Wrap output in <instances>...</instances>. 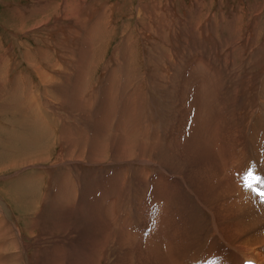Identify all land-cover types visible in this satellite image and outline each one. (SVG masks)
Masks as SVG:
<instances>
[{"label":"rangeland","instance_id":"obj_1","mask_svg":"<svg viewBox=\"0 0 264 264\" xmlns=\"http://www.w3.org/2000/svg\"><path fill=\"white\" fill-rule=\"evenodd\" d=\"M60 1L61 0H0V57L4 61L5 58H8L9 64L13 67L12 69L8 67L10 72L6 77V82H4L5 79L0 81V98L3 96V92H1L2 83H7L6 87L9 88L17 79H20V81L25 79V81H22L23 88L35 86L42 92L43 89L36 79L35 72L31 70L35 68L32 65L38 67L42 66V62L35 48L37 45H42L51 40V37L47 36L50 30L49 27L52 26L51 23L42 25L37 28L38 31H34L32 28L35 23L32 22L28 24L29 26L23 30V32L18 33L15 28L20 25H18L17 19H13L12 12L15 10H26L40 3L45 4L50 2L49 5L55 6ZM150 1L151 0H92L87 4V9L92 12L96 9L101 11L103 9L106 10L104 16L106 19H104V21L107 23V26L102 27V30L104 29L103 42H105L103 44L106 46L103 44L99 45V47H103L102 51L104 54L101 55L100 53L98 61H96L98 57L92 59L93 61L89 67L90 77L86 89V95L88 96L91 92L94 93V95L98 94L96 103L92 111L86 109L79 111V115H73L72 111H69V107L66 105L65 108L69 112L63 111L62 106L58 105L60 104L59 101L52 95L48 94V98L42 97V101L47 105L48 111L42 110L41 112H44L43 117H45L46 121L50 122V125L55 127L56 132L55 139L53 136L51 139L44 141L45 144H43L41 149L45 154H50V161H44L43 163H45V165L40 167H36V163H23L13 168L10 167L8 170L5 168V171L0 167V214L3 220V225L0 228L2 234L0 244H4L6 241L12 244L13 237L18 236L17 246L12 245L9 250L3 252L0 256L1 259L6 257L7 261L9 260V264H38L41 260H44V258L46 259L47 256L51 257L46 259L45 264H50V260L52 259L58 261L60 264H69L70 262V264L74 262V264H145L143 250L141 248H145L146 240H151L150 244L156 242L153 246L155 250H158L160 253V264H163L162 259H168L167 252H169V255L179 264H186L187 262H189L187 264H190L191 261V264H196L195 259L199 254L198 252L202 249L201 245L206 241L210 242L211 249H216L218 250V254L222 253L225 256V251H222L224 247L223 237L225 234L217 224L216 212L214 208H212L213 206L207 201L213 191L209 193L207 186L204 185H206V182L214 184L217 181L212 177L209 171L210 167L212 170L217 169L221 174V176L219 175L220 179H225V174L220 170V162L223 160L228 161L227 158L231 159L232 157L234 159V161L231 159L229 162L233 166L230 176L235 183L240 182L238 185L242 188H244L242 185L243 174L249 168L250 159L258 156L264 166V147H261V145H264V113L258 117L254 124L253 132L250 138L248 137L251 121L254 118L252 113L254 111L253 114L255 115L256 106L260 100L258 94H261L260 97L263 98L264 102V72L258 76L259 72L256 66L252 67V65H250L251 62L257 58V55L253 52L249 59H246L248 56L243 55L245 44H242L244 39L249 38L247 29L251 21L254 22L253 18L255 15H253L254 11L252 6L255 3H261L264 7V0H203V2L201 0H157L164 6L169 7L172 5V8L168 10L170 14L168 13L165 15L161 9H157L158 12L156 11L160 17L165 15L161 19L165 23L164 28H161L157 24H151L149 18L141 21L142 23L139 22V6L142 3L150 4ZM176 4L178 5L176 6ZM159 10H161L162 13H159ZM184 11L186 13H184ZM47 14L50 13L47 11L46 15ZM223 14L225 15V21H223ZM229 15L235 16L230 19ZM217 17H219L220 20ZM259 17L260 21L263 22L264 8L263 14L261 13ZM208 18H210L213 23H217L216 28L218 31H215L217 35L215 40L218 41V38L229 41L234 38L230 43H234L233 45L235 48L237 47L238 50L241 51L239 54L234 51V61L231 60L233 56L230 59L232 62L230 70L233 72H230V70L226 68L228 65L227 61H219L218 59H220V57L213 51L215 49H222L220 44L215 45L210 43H214L215 40L210 41L209 44L206 43L203 38V33H201L202 31H199L208 23ZM180 19H184L182 24L179 25L180 30L184 29V31L187 32L193 30V32H191L193 35L192 41H188V46L186 45V51L188 52H186V57L183 58V62L181 60L178 61L177 54L175 51H172L174 42L179 41L181 45L184 44L181 42L184 39L183 34L174 24L175 20L178 21ZM37 24L38 23H36V25ZM231 24L234 29L231 28ZM92 27L93 23L88 22L84 26H81L79 35H67L76 37L75 41L69 39L66 42H62L61 39L55 38V42L65 45L68 48V52L65 53L64 58H57V55L51 53L50 62L52 64L50 63L51 66L48 64V69L52 70L54 67V70H56V63L64 72H69L72 59L79 57L78 54L73 53L74 48L77 46L79 40L86 36L87 30L93 31ZM221 28H226L223 34L219 32ZM146 29H150V31L148 32ZM141 30H143L144 33L151 34V40L157 44L153 46L160 49L159 53L161 54H158L154 47L152 48L151 45L146 43ZM230 30H234L232 35L229 32ZM107 31L110 32L112 36L106 33ZM163 35L167 40L165 42L160 40V37ZM260 37L259 35L255 37L257 39L255 40V46H253L254 50L264 45V43H262L263 36L262 38ZM126 38L131 44H128L126 47L121 46L122 40ZM198 38L201 39L199 40ZM252 40L253 37L251 36L250 41ZM133 42L135 44H133ZM146 45L150 47L148 48ZM127 47L130 49L129 52L126 50ZM249 49L250 48L247 47L245 51L249 53ZM24 51L29 54L31 62L29 60V62H27L24 59ZM148 51H151L155 57L160 59L161 63L163 62L162 64L165 68L169 69L166 70L165 80H159L161 79L160 77H162V65H157L153 60L151 62L149 60L150 53ZM197 52L200 53L196 55ZM121 53H127V63L121 60ZM188 54L192 55V57L196 55L199 64H202L204 56H206V63L208 65L212 63L215 66V74L211 77H207V70L200 65L199 70L201 69L202 71L200 70V72H198L199 74H193L191 80L187 79L190 65L187 63L189 62ZM3 55H5V58ZM96 55H98V51ZM260 59L264 63V48ZM117 62H119V64ZM120 62H122V65H120ZM181 62L182 64H180ZM115 63L118 64V67ZM175 63H178L176 64L178 66H173ZM193 64L195 65V63ZM108 66H112L113 68L116 67V72L113 73V84L111 85L112 87L115 85V87H113L115 95L113 98L109 97V102L112 98V102L115 103L113 104L114 109H112L110 113H104L106 114L105 117H108L105 119L106 121H100V117L97 118L94 114H98L102 106L105 105L107 97H103V92H107L111 87V82H109L111 79V70L109 71ZM106 67H108L107 70H105ZM29 69L31 70L29 71ZM231 73H233V75H230ZM57 74L64 77V84L66 78V76H63L64 73L58 71ZM77 74V70L75 69L74 75L71 78V84L74 88H77ZM103 79H105V81ZM35 92L41 94L39 91ZM22 95L24 98L26 97L25 89ZM43 95L44 94H42V96ZM70 95L71 94H69L68 98L73 100V96L71 95V99ZM75 99L74 97V100ZM73 101L70 102L71 105L74 104ZM3 103L4 98L0 100V104ZM109 108H111V106L109 107L108 104L106 109L108 110ZM68 113L72 116L70 117ZM88 113H93L90 118L91 121L85 117ZM50 116L55 117V121L58 122V125ZM73 116H76V118L70 120ZM100 123H103V125H100ZM0 124L5 127L9 126L7 127L8 129L11 128V124L1 117ZM59 126L60 131L58 132ZM119 131L121 132L119 133ZM130 131L132 135H130ZM211 133L213 135H211ZM68 134L71 136L70 138H66ZM111 134H118L120 138L125 135H128V137L130 136L136 143L134 152L139 155L142 154L144 159L136 158L118 162L116 157L117 154H121V147L117 146L118 142H116ZM61 135L64 139L62 140L64 144L63 150L59 149L61 147ZM76 138H81V141L84 143L75 145L74 139ZM99 139L101 141H99ZM14 140L16 146V139ZM87 140L92 143L97 141L100 144H106L102 153L106 155L107 163H96L92 160V157L95 155V146L94 144H86L85 142ZM49 142H51V144ZM76 144L78 143L76 142ZM152 144L155 145L153 146ZM217 144L218 147H216ZM82 145L86 147L84 146L85 148L83 147L84 149H81L80 146ZM68 146L72 147L73 150H69ZM150 147L153 149H149ZM144 148L146 149L143 150ZM161 148L166 152L164 153ZM36 151V148H33L30 152L33 155ZM170 151H173V153ZM66 152L68 156H66ZM161 153H163L164 156L166 154V156L163 157L164 159ZM167 154H169L168 157ZM78 155L83 161L77 162L74 160L75 156L78 157ZM170 155L172 156V160H168V158H171ZM178 155L182 159H180ZM166 157L167 162L164 161ZM1 158L2 154L0 155V166L5 164V162L1 161L3 160ZM158 159L163 160L158 162ZM164 163L168 166H164ZM173 163H175V166ZM181 163L186 165V167L184 166V171H187L186 174L179 172L180 167L178 166ZM6 165L10 164L6 162ZM53 165L54 167H52ZM148 166L151 168L148 169ZM171 167L173 169L176 167V171ZM188 171L192 172L189 174ZM203 171L205 173H203ZM154 172L157 173L154 174ZM38 173L43 175L42 181L37 183V185L40 186V194L41 196L45 195V199H48L45 203L44 199L43 201L39 200L40 204L38 202L39 206H36L38 209L25 210L21 205H13L9 202L10 200L2 195V191L6 192L7 188L8 191L12 192L21 191L18 185V187L16 186L14 189H9L11 186L10 183L15 181L25 184L27 183L26 181H32ZM63 175H67L69 180L74 181L76 184L75 212L78 213L75 220L79 222L77 221V223L75 221L77 224H74V227L77 231H74V233L72 224L67 222V232L70 233L69 237H56L59 236L60 233L63 234L62 228L67 218L66 215H68V211L71 212L68 210V206L66 207V205L59 200V197L55 196L57 190V184H55V182ZM207 177L209 180L211 179V181L207 180ZM150 182L154 185H151ZM221 183H223V180H221ZM43 184L45 185L42 187ZM81 184H83V186ZM196 184H198V189L194 186ZM24 186H27V184ZM150 186L152 187L151 200L147 202L145 192ZM53 188L55 192L52 194L51 191ZM48 190L51 197L47 192ZM52 196H54V198ZM194 197H196V199ZM157 198L159 199L155 200ZM20 199L24 202H29L30 206H34L28 198L20 197ZM212 201H214V199H212ZM42 204L46 206L43 205L42 208ZM62 204L67 210L65 208H59ZM149 204L151 206L155 204L156 209H152V211L155 212L154 218H152V230L150 229L151 231H149L147 237L144 239L142 235L146 226V220L144 219L146 216L144 214L147 209H150ZM258 208V205L252 204V209L253 211L255 210L257 214ZM80 210L81 212L79 213ZM60 212H62V214ZM42 214L43 217H41ZM101 217L104 218L102 219ZM47 219H49V221ZM213 219L216 220V226H213ZM98 220L100 222H98ZM215 227L216 229H214ZM153 229L155 230L153 231ZM39 236L40 239L38 238ZM77 244L80 247L79 250L81 255L77 256V253L76 256L72 258L65 257L61 254V251L55 250L56 248L65 247L73 254ZM26 245H30V247L24 248ZM51 250L53 251L51 252ZM160 250H164L162 251L163 253ZM210 251L212 253L214 252V250ZM83 252H85V254ZM92 252L94 253L93 258H91L90 255ZM14 254L20 255L21 259L19 262L15 259ZM97 256L98 258H96ZM151 256V259H153L154 255ZM134 259L138 260L135 262ZM185 260L187 262H184ZM225 261H227V258H225ZM149 264L152 263L149 262Z\"/></svg>","mask_w":264,"mask_h":264},{"label":"bare ground","instance_id":"obj_2","mask_svg":"<svg viewBox=\"0 0 264 264\" xmlns=\"http://www.w3.org/2000/svg\"><path fill=\"white\" fill-rule=\"evenodd\" d=\"M92 1V0H61L59 3H57L55 6H51L49 5L50 2L48 3H40L35 7H31L28 8L26 10H15L12 12L13 15V19H17V23L20 26H17L15 29L18 31V33L23 32V30H25L29 25V23H35L34 27L32 29H34V31H38L37 28L41 27L42 25H46L48 23H51V27L50 30L47 33L48 37H51L50 41H47L46 43L42 44V45H37L36 49V53L39 55L40 60L42 62V66L38 67L36 65H32L34 66V70L29 69V71H33L35 72V76L36 79L38 80V82L41 85V88L43 89L42 92L38 87L35 86H28L23 88L22 86V81H25V79H23L22 81H20V79H17V81L9 88L6 87V84H4V82H6V77L8 76L10 70L8 69V67L10 69H12V65L9 64V59L5 58V61L2 60V58L0 57V81L3 79H5V81L2 83V89L1 92H3V96L0 98V100L2 98H4V103L0 104V117L3 118L4 120L8 121L11 124V128H7L9 126H2L0 124V155L2 154V158L3 162H5V164L1 165V169L4 170L6 168V170L10 169V167H16L18 165H21L23 163H36V167H40V166H44L45 163H43L44 161L49 162V155L44 152L41 151L42 146L44 143V141L51 139L54 136L55 139V127L53 125H50V122L45 120V117H43V113L41 112L42 110L44 111H48V107L45 103H43L42 101V97L44 98H48V94L52 95L54 98L57 99V101H59L63 111L69 112L72 111L73 115L80 113L79 111L82 110H90L92 111L95 103H96V97L97 95H94V93H89L90 95H86V89H87V85L89 82V67L91 62L93 61L92 59H95V57H98L96 61H98L99 57H100V53L101 55L104 54L102 49L103 47H99V45H102L103 43V30L102 27L107 26V23H105L104 19H106L105 13L106 10H93L90 11L89 9H87V4ZM169 1V0H168ZM171 1V0H170ZM203 2V0H201ZM150 4H144L142 3L139 6V12H138V18H139V22L143 21L144 19H148L149 18V22L151 24H157L159 25L161 28L165 27V23L162 19V17H164L166 14H168V10L169 8H172V5L167 7L164 6L162 3L158 2L157 0H151ZM167 2V1H166ZM94 3V2H93ZM170 3V2H168ZM52 4V3H51ZM55 4V3H54ZM165 4V3H164ZM47 5V6H46ZM94 5V4H93ZM166 5V4H165ZM178 4H176L177 6ZM174 6V5H173ZM208 6V5H207ZM97 7V6H96ZM175 7V6H174ZM185 7V6H184ZM109 8V7H108ZM113 8V7H112ZM138 8V7H137ZM253 8V15L254 18V22L251 21L249 28L247 29L248 34H249V38L248 39H244L242 41V44L244 45V50H243V55H247L248 57H244L246 59H249V57L251 56V54L254 52L257 55V58L253 60V62H251L250 65H252V67H255L258 69V76H260L264 71V63L262 62V60L260 59L262 52H263V48L264 45L259 49H255V40L257 38H255L256 36H261L260 38H262V43H264V21L261 22L260 21V17L259 15L262 13L263 14V5L261 3H255L252 6ZM19 9V8H18ZM157 9H161L162 12L165 14L164 16L160 17L157 14ZM178 9V8H177ZM161 10H159V13H162ZM224 10V9H223ZM47 11L50 14H47ZM157 11V12H156ZM177 11V10H176ZM187 11V10H186ZM221 11V10H220ZM52 12V14H51ZM180 12V11H179ZM188 12V11H187ZM184 13H186L184 11ZM170 14V13H169ZM222 14V12H221ZM229 14V13H228ZM227 14V15H228ZM107 15V14H106ZM178 15V14H177ZM182 15V13H181ZM235 16V15H234ZM234 16H230L229 18L232 19ZM239 16V15H238ZM177 17V16H176ZM179 17V16H178ZM185 17V15H184ZM263 17V16H262ZM192 18V17H191ZM219 19V17H217ZM51 20V21H50ZM208 23H206V25H204V27L202 28V30H199L201 33H203V38L204 41H206V43L209 44L210 41L215 40V38L217 37L215 31H218V29L216 28L217 23H213L212 20L210 18L207 19ZM206 20V21H207ZM220 20V19H219ZM179 21V22H178ZM178 21H174V24L178 27L179 31L183 34L184 39L181 41L184 44L181 45L180 42L178 40V42H174V44L172 45L173 50L175 51V53L177 54V58L178 61L181 60L183 62V58L186 57V45L188 44V41L191 42L192 41V34L191 32H193V30L191 32H187L184 31V29L180 30L179 25L182 24V21H184V19H180ZM193 21V20H192ZM223 21H225V15L223 14ZM44 22V23H43ZM91 22L93 23V31L92 30H87L86 31V36L82 37L77 46L74 48L73 53L78 54L79 57L72 59L71 64L69 66V72H64L62 68H60L56 63V67L57 69L54 70V67L52 70L48 69V64L51 66V53H54V55H57V58H64L65 57V53L68 52V48L60 43L55 42V38L61 39L62 42H66L69 39H72V41L76 40V37H72V36H67V35H79V31L81 30V26H84L86 23ZM191 22V21H190ZM189 22V25H190ZM36 23H38L36 25ZM142 23V22H141ZM229 24V23H228ZM193 25V24H191ZM201 26V25H200ZM14 27V26H13ZM145 27V26H144ZM192 27V26H191ZM196 27V25H195ZM197 28V27H196ZM195 28V29H196ZM231 28H233V25L231 24ZM226 29V28H225ZM223 28L220 29V34L224 33ZM148 32L150 31V29H146ZM197 30V29H196ZM228 30V29H227ZM138 31V30H137ZM142 34L144 35L145 41L146 43H148V45H151L152 48L154 47L153 45H157L155 42H153L151 40V34L149 33H144L143 30ZM178 31V32H179ZM226 31V30H225ZM234 30H230L229 32L231 33V35L233 34ZM25 32V31H24ZM28 32V31H27ZM199 32V33H200ZM228 32V33H229ZM262 32V34H261ZM109 33L110 36L111 33L110 32H106ZM172 33V32H171ZM170 33V34H171ZM200 33V34H201ZM226 33V32H225ZM107 35V34H104ZM202 35V34H201ZM108 36V35H107ZM180 36V35H179ZM253 37V40L250 41V37ZM105 38V37H104ZM182 38V37H181ZM202 38V37H201ZM200 38V39H201ZM221 38V37H220ZM27 39V38H25ZM170 39V38H169ZM179 39V38H178ZM199 39V38H198ZM199 39V40H200ZM234 39V38H233ZM231 39V40H233ZM106 40V39H105ZM160 40L165 42L167 41L166 38L163 36L160 37ZM181 40V39H180ZM218 41L215 40L214 43L210 42L211 44H220L222 49L219 50H213L216 55L218 57H220V59H218L219 61H227V69L230 70V65H231V61L230 59L233 56V59H231L232 61H234V53L237 52L238 54L241 52L240 50H238V48L230 43L231 40L226 41L224 39H218ZM236 40V39H235ZM234 40V41H235ZM81 41V42H80ZM236 43V42H235ZM108 44V43H107ZM130 45L131 42L126 38L124 40H122V43L120 44L121 46L126 47L127 45ZM133 44H135L133 42ZM238 44V43H236ZM105 45V44H103ZM146 45V46H148ZM106 46V45H105ZM132 46V45H131ZM165 46V45H164ZM188 46V45H187ZM194 46V45H193ZM196 46V45H195ZM208 46V45H207ZM219 46V48H220ZM82 47V48H81ZM134 47V46H133ZM133 47H131L132 49H134ZM150 46H148L149 48ZM203 47V45H202ZM214 47V46H213ZM249 49V53H247V51H245L246 49ZM105 48V47H104ZM121 48V47H120ZM159 48V47H158ZM218 48V47H217ZM155 51L158 52V54L160 52V49L155 48ZM8 50V49H7ZM12 50V49H11ZM127 52L130 51V49L127 47L126 48ZM153 50V49H152ZM189 50V49H188ZM199 50V49H198ZM211 50V49H210ZM98 51V55H96ZM132 51V50H131ZM235 51V52H234ZM4 52V51H3ZM7 52V51H6ZM115 52V51H114ZM149 52V51H148ZM9 53V52H8ZM7 53V54H8ZM119 53V52H118ZM150 57L149 60L152 62L155 61V63L157 65H162L161 67V79H159L160 81L165 80V73L166 70H169L168 68L166 69L165 66L160 62V59L158 57H155L154 54H152V52L150 51ZM200 53L197 52L196 55ZM246 53V54H245ZM261 54V55H260ZM2 55V54H1ZM115 55V54H114ZM168 55V54H167ZM189 55V70H188V74H187V79L191 80L192 75L193 74H199L198 72H200L199 67L201 64L198 63V59L196 57V55H194L192 57V55ZM254 55V54H253ZM260 55V57L258 58V56ZM24 59L27 62H31V58L29 56V54L24 51ZM113 57V56H112ZM128 55L127 53H121V60L122 61H126L125 63L128 62L127 59ZM166 57V56H165ZM239 57V56H238ZM242 57V56H241ZM261 61H260V60ZM263 59V58H262ZM29 60V61H28ZM101 60V59H100ZM245 60V59H244ZM101 62V61H100ZM150 62V63H151ZM182 62L180 64H182ZM244 62V61H243ZM248 62V61H247ZM51 63V64H50ZM119 64V62H117ZM115 63V64H117ZM122 65V62H120ZM172 63V62H171ZM195 63V65L193 64ZM215 63V62H214ZM221 63V62H220ZM117 64V67H118ZM124 64V63H123ZM178 63L173 64L176 65ZM179 64V65H180ZM224 64V63H223ZM129 65V64H128ZM155 65V64H154ZM194 65V66H193ZM97 66V65H96ZM127 66V64H126ZM178 66V65H176ZM109 67V66H108ZM105 70H107V68ZM203 67V66H202ZM215 67V66H214ZM251 67V68H252ZM126 68V67H125ZM156 68V67H155ZM159 68V67H158ZM172 68V67H171ZM170 68V69H171ZM175 68V67H174ZM218 68V67H216ZM250 68V67H249ZM75 69L77 70V88H74L71 84V78L74 75ZM109 71L111 70V79L109 82H111L110 86L113 84V73L116 72V67L113 68L112 66H110ZM104 70V72H105ZM217 70V69H216ZM60 71L62 73H64L63 76H66L65 78V83L63 84L64 81V77L60 76V74H57V72ZM172 71V70H171ZM202 71V70H201ZM226 71V69H225ZM230 72H233L232 70H230ZM109 73V72H108ZM203 73V72H202ZM235 73V72H234ZM29 74V73H28ZM170 74V73H169ZM206 74V73H205ZM255 74V75H257ZM264 74V73H263ZM108 75V74H107ZM204 75V74H202ZM227 75V74H226ZM230 75H233V73H231ZM254 75V76H255ZM177 77V76H176ZM182 77V76H181ZM196 77V76H194ZM202 77V76H201ZM234 77V76H233ZM232 77V78H233ZM236 77V76H235ZM252 77V76H251ZM21 78V77H20ZM27 78V77H25ZM31 78V77H29ZM28 78V79H29ZM174 78V77H173ZM199 78V77H198ZM207 78V77H206ZM218 78V77H217ZM254 78V77H253ZM109 79V78H108ZM210 79V78H209ZM221 79V78H220ZM243 79V78H242ZM31 80V79H30ZM29 80V81H30ZM61 80V82H60ZM105 81V79H103ZM202 80V79H201ZM206 80V79H205ZM224 80V79H223ZM244 80V79H243ZM13 81V80H12ZM28 81V82H29ZM127 81V80H126ZM185 81V80H184ZM188 81V80H187ZM199 81V80H198ZM27 82V83H28ZM34 82V81H32ZM115 82V80H114ZM207 82V81H206ZM254 82V79H253ZM102 83V82H101ZM106 83V82H105ZM188 83V82H187ZM221 83V82H220ZM244 83V82H243ZM255 83V82H254ZM253 83V84H254ZM4 84V86H3ZM245 84V83H244ZM249 84V83H248ZM1 85V84H0ZM34 85V83H33ZM108 85V84H107ZM106 85V86H107ZM203 85V84H201ZM200 85V86H201ZM208 85V84H206ZM223 85V84H222ZM221 85V86H222ZM192 86V85H191ZM198 86V85H197ZM205 86V85H204ZM250 86V85H249ZM115 87V85L113 86ZM113 87H110V90H108L107 92H103V97H107L105 100V105L102 106L100 112L98 114H94L98 117H100V121H106L105 119H107L108 117H105L106 114L110 111H112L113 108V103L112 102V98L115 95V90H113ZM202 87V86H201ZM209 87V86H208ZM106 88V87H104ZM215 88V86H214ZM255 88V87H254ZM25 89V94L26 97L24 98L22 93L23 90ZM98 89V88H97ZM201 89V88H200ZM213 89V88H212ZM246 89V88H245ZM248 89V88H247ZM250 89V88H249ZM253 89V87H252ZM256 89V88H255ZM99 90V89H98ZM202 90V89H201ZM210 90V89H209ZM218 90V89H217ZM254 90V89H253ZM35 91H39L41 94H37ZM95 91V90H94ZM118 91V90H117ZM252 91V90H251ZM100 93V92H97ZM118 93V92H117ZM42 94H44L42 96ZM69 94H71L73 96V100L74 97L76 98L74 101L70 100ZM101 94V93H100ZM127 94V93H126ZM70 95V97H71ZM129 95V94H128ZM217 95V94H216ZM109 97H112L110 102H109ZM126 97V96H125ZM128 98V96H127ZM126 98V99H127ZM136 98V97H135ZM72 99V97H71ZM33 100V102H32ZM55 100V99H54ZM114 100V99H113ZM74 102L73 105L70 104V102ZM103 101V100H102ZM126 101V100H125ZM58 103V102H57ZM202 103V102H201ZM111 106V108H109L108 110L106 109V107ZM208 104V103H207ZM43 105V106H42ZM64 105V106H63ZM69 107V111L65 108L66 106ZM101 105V104H100ZM246 106V105H245ZM44 108V109H43ZM58 110V109H57ZM135 110V108H134ZM130 112V111H129ZM95 113V112H94ZM112 113V112H111ZM134 113V112H133ZM205 113V111H204ZM93 113H88L85 115L86 119H89L92 117ZM123 114H127V113H123ZM66 115V114H65ZM68 115H70L68 113ZM76 115V116H77ZM129 115V114H128ZM72 115H70L71 117ZM76 116H73L72 119L70 120H74L76 118ZM112 116V115H111ZM51 117V116H50ZM68 117V116H66ZM139 117V116H138ZM133 118V117H132ZM52 120H54V122L58 125V122L55 121V117H51ZM69 119V118H68ZM202 120V119H201ZM91 121V120H90ZM155 121V120H154ZM214 121V120H213ZM94 122V121H93ZM140 122V121H139ZM53 124V123H52ZM91 124V123H90ZM94 125V124H93ZM98 125V124H97ZM100 125H103V123H100ZM134 125V123H133ZM213 125V124H212ZM215 125V124H214ZM124 126V124H123ZM167 128V127H166ZM160 130V129H159ZM164 130V129H163ZM231 130V129H230ZM97 131V130H96ZM128 131V130H127ZM206 131V130H205ZM204 131V132H205ZM227 131V130H226ZM108 132V131H107ZM114 132V131H112ZM121 131H119L120 133ZM207 132V131H206ZM210 132V131H209ZM63 133V132H62ZM96 133V132H95ZM115 133V132H114ZM145 133V132H144ZM174 133V132H173ZM202 133V132H201ZM97 134V133H96ZM109 134V133H108ZM140 134V133H139ZM142 134V133H141ZM63 135V134H62ZM60 136V141H61V147L59 149L63 150V143L62 140L63 136ZM113 135L114 139L116 140V142H118L117 146L121 147L120 150V155L117 154V160L119 161H123V160H131V159H144V156L141 154H136V152H134V146H135V142L133 139H131V137L129 138L128 135H125L124 137H118V134H111ZM109 135V136H111ZM130 135H132L131 131H130ZM211 135H213L211 133ZM210 135V136H211ZM236 135V134H235ZM100 136V135H99ZM71 136L68 134V136L66 138H70ZM170 137V136H169ZM97 138V136H96ZM204 138V137H203ZM209 138V137H208ZM238 138V137H237ZM16 139V146H15V140ZM114 140V141H115ZM205 140V139H204ZM99 141H101L99 139ZM104 141V140H103ZM237 141V140H236ZM53 142V141H52ZM76 142L78 144H76ZM155 142V141H154ZM210 142V141H209ZM51 144V142H49ZM48 143V144H49ZM84 143L83 141H81V138H76L74 139V144L75 145H80ZM86 144H94V152L95 155L92 157V160L96 163H107L106 159V155H104V153H102V150L105 149V145L104 144H100L97 141H95L94 143H92L91 141L87 140L85 142ZM103 143V142H102ZM213 143V142H212ZM53 144V143H52ZM69 144V143H68ZM114 144V143H113ZM159 144V143H158ZM216 144V143H214ZM219 144V143H218ZM218 144L216 147H218ZM259 144V143H258ZM47 145V144H46ZM54 145V144H53ZM74 145V147H75ZM110 145V144H109ZM153 145V144H152ZM155 145V144H154ZM153 145V146H154ZM211 145V144H210ZM261 145V143H260ZM73 146V145H72ZM85 145L80 146V148L82 149ZM115 146V145H114ZM139 146V145H138ZM222 146V145H221ZM220 146V148H221ZM65 147V146H64ZM69 147V146H68ZM86 147V146H85ZM84 147V148H85ZM144 147V146H143ZM148 147V146H147ZM234 147V146H233ZM261 147H264V145H261ZM33 148H36V152L32 155L31 154V150ZM72 147H69V150H73L70 149ZM83 148V149H84ZM152 147H150L149 149H151ZM156 148V147H155ZM212 148V147H211ZM79 149V148H78ZM80 149V150H81ZM120 149V148H118ZM137 149V148H136ZM146 148H144L143 150H145ZM148 149V150H149ZM153 149V148H152ZM151 149V150H152ZM159 149V148H158ZM163 150V148H161ZM166 149V148H164ZM169 149V148H168ZM170 149L172 150V148L170 147ZM51 150V149H50ZM224 150V149H223ZM66 151V150H65ZM64 151V152H65ZM84 151V150H82ZM109 151V150H108ZM159 151V150H157ZM164 153L166 152L165 150H163ZM222 151V149H221ZM259 151V150H258ZM68 152V151H67ZM66 152V154H67ZM79 152V151H78ZM143 152V151H142ZM171 152V151H170ZM218 152V151H217ZM84 153V152H83ZM169 153V152H168ZM173 153V151L171 152ZM170 153V154H171ZM175 153V152H174ZM163 153H161L162 155ZM71 155V154H70ZM83 155V154H82ZM85 155V154H84ZM156 155V154H155ZM159 155V153H158ZM169 154H167L168 157ZM182 155V154H180ZM68 156V154L66 155ZM157 156V155H156ZM166 156V154H165ZM164 154L162 156L165 157ZM175 156V154H174ZM219 156V155H218ZM153 157V156H152ZM158 157V156H157ZM167 157L164 161L167 162ZM171 158H168V160H172V156L170 155ZM179 157V155H178ZM183 157V156H182ZM220 157V156H219ZM230 157V156H229ZM58 158V157H57ZM81 157H76L74 158V160H76L77 162H81L83 161L82 159H80ZM148 158V157H147ZM154 158V157H153ZM180 159H182L181 157H179ZM72 159V157H71ZM164 159V158H163ZM161 159V160H163ZM177 159V158H176ZM179 159V160H180ZM221 159V158H219ZM228 161H222L220 162L221 168L220 170L223 171V173L225 174L224 178L225 179H220L219 175L221 176V174L217 171V169H210L209 171L212 175V177L217 180L214 184L211 182H206L204 179V181L206 182L209 193H211L210 198L207 200L214 208L215 212H216V220H217V224L219 226V228L224 232L225 236L223 237V243L224 246H226L227 242L228 244L232 247L233 251L231 252H225V256H224V260L225 258H227V263L228 264H242V261L244 259H248V258H257L258 261H261L264 263V199L262 198V196L253 193V191L251 189H246L245 187L242 188L240 187L238 184L240 183H235V181L231 178V174H232V165L229 163L230 160L232 159L234 161V159L231 157V159L227 158ZM56 160V159H55ZM61 160V158H60ZM64 160V159H62ZM116 160V159H115ZM159 160V159H158ZM161 160H159L158 162H160ZM175 160V159H174ZM178 160V159H177ZM57 161V160H56ZM134 161V160H133ZM176 161V160H175ZM6 162L9 163L10 165H6ZM169 162V161H168ZM177 162V161H176ZM206 162V161H205ZM232 162V161H231ZM58 163V162H57ZM163 163V162H161ZM186 163V162H185ZM193 163V162H192ZM60 164V163H59ZM175 166V163H173ZM183 163H181L178 167H180L179 172L180 173H184L186 174L187 171H184L186 165H182ZM212 164V163H211ZM57 165V164H55ZM168 166L167 164L164 163V166ZM170 165V164H169ZM177 165V164H176ZM191 165V163H190ZM213 165V164H212ZM185 166V167H184ZM214 166V165H213ZM28 167V166H27ZM33 167V166H32ZM51 167V166H50ZM54 167V165L52 166ZM193 167V166H192ZM42 168V167H41ZM172 168V167H171ZM176 168V167H175ZM175 168L173 170H175ZM195 168V167H194ZM231 168V169H230ZM219 170V168H218ZM5 171V170H4ZM176 171V170H175ZM178 171V169H177ZM51 172V171H49ZM189 172V171H188ZM192 172V171H190ZM189 172V174H190ZM235 172V171H234ZM203 173H205L203 171ZM188 174V173H187ZM195 175V174H194ZM206 175V174H205ZM210 175V176H211ZM52 176V175H51ZM192 176V175H191ZM203 176V174H202ZM58 177V176H57ZM190 177V176H188ZM194 177V176H193ZM205 177V176H204ZM43 175H41V173L36 174V177H34V179H32V181H26L27 186H24L25 184L19 183V182H12L10 183V187L9 189H14V187H16L17 185L21 188V191H7L3 192L2 191V195H4V197L8 200H10L9 202H11L13 205H21L23 209L25 210H35L38 209V207L36 208V206L38 205V202L40 204V201L44 199V203L48 200L45 199V195L41 196L40 194V186L37 185V183L39 181H42ZM208 178V177H207ZM211 178V177H210ZM124 179V178H123ZM180 179V178H179ZM209 180V178L207 179ZM221 180H223V183H221ZM56 181V180H55ZM146 181V180H145ZM181 181V180H180ZM200 181V180H199ZM211 181V179L209 180ZM213 181V180H212ZM242 181V180H241ZM59 182V183H57ZM243 182V181H242ZM241 182V183H242ZM147 183V182H146ZM204 183V182H202ZM30 184V186H29ZM55 184H57L56 187V193L55 196L59 197V200L66 205V207L68 206V210H70L71 212L68 211V215L67 218L65 219V222L63 224V234H59V236L56 237H66V236H70V233L67 232V222H70L73 226V233L74 231L76 232L77 229L74 227V224H77L78 222L75 220L76 219V215L78 212H75L76 209V204H75V182L74 181H70L67 175H63L58 181L55 182ZM91 184V183H90ZM48 185V184H47ZM46 185V186H47ZM53 185V184H52ZM85 185V184H84ZM198 184L194 185L197 189H198ZM243 185V184H242ZM259 184L253 183V188H256ZM17 186V187H18ZM56 186V185H55ZM87 186V185H86ZM89 186V185H88ZM93 186V185H91ZM126 186V185H125ZM173 186V185H172ZM201 186V185H200ZM8 187V186H7ZM50 187V186H49ZM192 187V186H191ZM227 187V188H226ZM51 188V187H50ZM162 188V187H161ZM226 188V189H225ZM3 189V188H2ZM54 189V188H53ZM163 189V188H162ZM51 190V189H50ZM89 190V189H88ZM201 190V189H200ZM50 195L49 190L47 191ZM165 192V191H164ZM91 193V192H90ZM117 193V192H116ZM206 195V192H205ZM209 195V194H208ZM20 197L23 198H28L30 200V202L34 205V206H30L29 202H24L23 200L20 199ZM51 197V195H50ZM54 198V196H52ZM138 197V196H137ZM160 198V197H159ZM159 198L155 199L158 200ZM196 199V197H194ZM212 199H214V201H212ZM218 199V200H217ZM40 200V201H39ZM154 200V201H155ZM160 201V200H159ZM197 201V200H195ZM93 202V201H91ZM10 203V204H11ZM42 203V202H41ZM50 203V202H49ZM81 203V202H80ZM11 204V205H12ZM62 204V205H63ZM252 204L253 205H258V214L257 212L252 209ZM42 204V208H43ZM53 205V204H52ZM60 205V204H59ZM58 205V206H59ZM59 206V208H65L66 207L63 206ZM94 205V204H93ZM97 205V204H96ZM39 206V205H38ZM46 206V205H44ZM80 206V205H79ZM95 206V205H94ZM151 206V205H150ZM84 208V207H83ZM205 208V207H204ZM57 209V208H56ZM1 210V209H0ZM43 210V209H42ZM60 210V209H59ZM67 210V209H66ZM84 210V209H83ZM98 210V208H97ZM206 210V209H205ZM46 211V210H45ZM49 211V209H48ZM86 211V210H85ZM88 211H89V207H88ZM43 212V211H42ZM40 212V213H42ZM81 212V210L79 211V213ZM38 213V212H37ZM36 213V214H37ZM39 213V214H40ZM52 213V212H51ZM62 214V212H60ZM46 214V212H45ZM48 214V213H47ZM59 214V213H58ZM60 214V215H61ZM83 214V213H82ZM209 214V213H208ZM211 214V213H210ZM91 215V214H90ZM93 215V214H92ZM103 215V214H102ZM35 216V215H34ZM49 216V215H47ZM58 216V215H57ZM62 216V215H61ZM95 216V215H94ZM262 216V217H261ZM41 217H43V214L41 215ZM80 217V216H79ZM100 218V217H99ZM102 218V217H101ZM104 218V217H103ZM102 218V219H103ZM109 218V217H108ZM43 219V218H42ZM81 219V218H80ZM32 220V218H31ZM34 220V219H33ZM49 221V219H47ZM216 220L213 219V226H216ZM46 221V219H45ZM75 221L77 223H75ZM95 222V220H94ZM98 222H100L98 220ZM40 224V223H39ZM42 224V223H41ZM81 224V223H79ZM3 225V220H2V216L0 214V228ZM32 226V225H31ZM80 226V225H78ZM49 227V226H48ZM114 227V226H113ZM112 227V228H113ZM35 228V227H34ZM117 228V227H115ZM156 228V227H155ZM3 229V228H2ZM110 229V228H109ZM114 229V228H113ZM216 229V227L214 228ZM1 230V229H0ZM32 230V229H31ZM111 230V229H110ZM152 230V229H151ZM150 230V231H151ZM155 229H153L154 231ZM218 230V229H217ZM5 231V230H4ZM50 231V230H49ZM32 232V231H31ZM126 232V231H125ZM4 233V232H3ZM59 233V232H58ZM218 233V232H217ZM12 234V233H11ZM34 234V233H33ZM40 234V233H39ZM153 234V233H152ZM58 235V234H57ZM64 235V236H63ZM20 236V235H19ZM152 236V235H151ZM2 237L1 231H0V238ZM12 237V236H11ZM22 238V237H21ZM40 239V236L38 237ZM220 238V237H219ZM217 239V238H216ZM221 239V238H220ZM17 240H18V236L13 237V242H11L12 244L8 243L7 241L4 244H0V256L3 252L9 250L11 248L12 245L17 246ZM134 240V239H133ZM132 241V240H131ZM221 241V240H220ZM151 240H146L145 241V248H141L143 250V258L145 261V264H149V262H151L152 264H160L161 261V257H160V253L159 251L155 250V247L153 246V244H150ZM154 242V241H153ZM21 243V242H20ZM133 243V242H131ZM139 243V242H138ZM161 244V243H160ZM163 245V244H162ZM220 245V244H219ZM164 246V245H163ZM29 248L30 245H26L24 246V248ZM38 247V246H37ZM136 247V246H135ZM79 245L77 244V246L74 248V253L71 254L69 252V250L65 247H60L59 249L56 248L55 250L61 251V254L65 257H75L76 254L81 255L80 250H79ZM137 248V247H136ZM164 248V247H163ZM167 248V247H165ZM53 249V248H52ZM24 250V249H23ZM22 250V251H23ZM54 250V249H53ZM51 250V252L53 251ZM165 250V249H164ZM164 250H160L161 252ZM167 250V249H166ZM254 250V251H251ZM12 251V250H11ZM82 251V250H81ZM84 251V250H83ZM115 251V250H114ZM251 251V252H250ZM89 252V250H88ZM111 252V251H110ZM116 252V251H115ZM114 252V253H115ZM85 254V252H83ZM82 253V254H83ZM163 253V252H162ZM11 254V253H10ZM83 254V255H84ZM93 252L90 254L91 258H93ZM15 255V254H14ZM55 255V253H54ZM141 255V254H140ZM151 255L153 256V259H151ZM47 256V255H46ZM197 256V255H196ZM30 257V256H29ZM51 256H47L46 259ZM98 258V256L96 257ZM131 258V257H130ZM140 258V257H139ZM138 258V259H139ZM167 258L168 259H162V263L163 264H179L176 262V260H174L170 255L169 252H167ZM1 259V257H0ZM10 259V258H9ZM15 259L19 262L21 257L20 255H15ZM46 259L44 258V260H41L40 263L38 264H45ZM61 259V258H60ZM133 259V258H131ZM138 259H134L135 262ZM77 260V259H76ZM141 260V259H140ZM9 261V260H8ZM6 259V257L4 259L0 260V264H9ZM89 261V258H88ZM86 262V261H85ZM143 262V261H142ZM182 262V261H181ZM184 262H187L186 260ZM48 263V261H47ZM63 263V262H62ZM71 263V262H70ZM69 263V264H70ZM75 263V262H74ZM73 263V264H74ZM189 263V262H187ZM186 263V264H187ZM192 263V261H191ZM190 263V264H191ZM50 264H60L58 261L55 260H50ZM86 264V263H85Z\"/></svg>","mask_w":264,"mask_h":264},{"label":"snow or ice","instance_id":"obj_3","mask_svg":"<svg viewBox=\"0 0 264 264\" xmlns=\"http://www.w3.org/2000/svg\"><path fill=\"white\" fill-rule=\"evenodd\" d=\"M244 187L246 189H251L253 191V193H256L262 197H264V192H259L257 193V190L256 188H253V183H256V184H259V183H264V181H261L260 177L259 176H254L252 171L249 170L247 175L244 176Z\"/></svg>","mask_w":264,"mask_h":264}]
</instances>
